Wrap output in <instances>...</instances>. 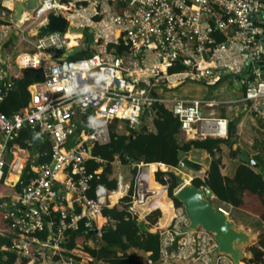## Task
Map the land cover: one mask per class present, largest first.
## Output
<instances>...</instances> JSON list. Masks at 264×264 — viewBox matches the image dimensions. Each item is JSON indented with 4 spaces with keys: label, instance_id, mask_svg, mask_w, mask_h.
<instances>
[{
    "label": "built area",
    "instance_id": "obj_1",
    "mask_svg": "<svg viewBox=\"0 0 264 264\" xmlns=\"http://www.w3.org/2000/svg\"><path fill=\"white\" fill-rule=\"evenodd\" d=\"M22 1L1 0L2 15L8 11L14 14V3ZM119 3L124 5L121 13L116 9ZM263 8V0H41L33 11L23 12L16 23L12 17L3 18L7 24L0 25V34L10 32L9 25L19 29L21 37L31 24L35 29L27 32L25 39L32 53L18 56L12 72L0 67V81L6 79L10 87V80L27 69L42 70L45 77L28 88L30 101L25 114H0V181L7 188L0 195V215L9 225L0 229V236L12 239L11 247L3 249L29 258L27 264H37L39 257L46 264H53L55 257L59 258L56 264H87V258L63 254L60 243L64 234L76 230L83 220L90 228L101 219L103 209H111L128 197L131 186L126 211L139 225L147 226L148 216L159 209L155 200L167 196L166 188L151 187L153 165H133L131 170L136 173L131 174V186L124 185L119 176L116 191L109 193L98 185L94 198H89L91 178L86 175L85 163L92 159L93 147L110 142L112 126L116 131L123 124L128 132L140 127L146 117L151 118L156 103L178 120L183 142L228 136L227 119L204 114L206 108L224 102L160 97L161 92L170 93L187 84L211 86L228 73L244 72L249 64L250 76L242 81V102L264 119V77L260 78L259 69L253 66L264 61V43L260 40ZM50 13L67 21L65 32L36 37ZM88 30L93 36V54L80 59H74L78 55L65 56L58 62L57 58L74 47H81L83 52L90 48L84 35ZM121 44L127 50L117 57L116 48ZM179 65L183 71L170 72ZM25 130L49 140V163L36 164L33 142L26 140L24 147L19 145ZM28 165L30 182L17 191ZM171 171L183 181L180 188L205 177L181 164ZM183 175L188 176L187 181ZM57 204L61 206L53 207ZM171 206L174 217L169 224L161 225L160 220L149 229L160 236V258L145 263L232 264L225 256L215 261L218 247L213 235L202 228L186 232L184 210ZM52 207L61 210L63 218L69 217L60 221L56 234L51 229ZM76 208L79 214L74 213ZM45 232L47 240L41 241L38 236ZM76 257L82 261L76 262Z\"/></svg>",
    "mask_w": 264,
    "mask_h": 264
},
{
    "label": "trees",
    "instance_id": "obj_2",
    "mask_svg": "<svg viewBox=\"0 0 264 264\" xmlns=\"http://www.w3.org/2000/svg\"><path fill=\"white\" fill-rule=\"evenodd\" d=\"M116 9L118 13H121L124 5L119 3ZM3 24L7 23L0 20V25ZM218 41H223V38L218 37ZM126 50L127 48L121 44L116 48L115 55L119 57ZM92 54L93 51L87 47L86 51L74 59L88 58ZM183 70L184 68L179 65L171 69L170 72ZM44 79V72L42 70L27 69L21 71L18 77L10 80V87H8L9 84L6 79L0 81V114L7 117L25 114L30 101L28 88L35 83L43 82ZM153 109L155 111L152 113L150 119L152 120L155 133L147 130L144 124L145 119L142 121L140 127L132 130L128 135L117 134L115 131L116 126H112L110 142L104 146L95 145L93 147L91 150L92 159L85 163L86 175L91 178L89 180L90 191L87 193V197L94 198V190L98 185L104 186L109 193L117 190V182L110 178L112 164L114 163H119L123 167H132L137 164L153 165L152 170L154 169V173L151 187L156 190L166 188L167 197L174 208H182L180 202L174 197L180 188L181 181L171 170L178 168L180 165L177 159L179 151H183L187 155L192 150H199L207 153L209 165L205 177L203 179H194L192 185L211 190L218 202L229 205L237 210H244L250 215L257 217L264 224V180L262 174L252 169L248 164L240 161H237L238 167L233 178H228L221 174V146L225 145L232 149L230 141L232 137L236 139L235 130L238 120L228 123V136L226 139L205 138L179 142L180 125L178 120L160 103L154 104ZM26 140L34 144L36 164L50 162L49 140L41 138L36 132L25 130L18 140L19 145L24 147ZM239 151L241 154L249 157L243 151ZM251 158L264 168V161L261 157L255 156ZM163 168L168 171H164ZM29 170L30 165L26 167L21 182L17 184V191H20L22 186L30 182L31 175H27ZM135 173V170H131L132 175ZM183 178L186 181L188 180L187 175H183ZM6 189L3 180H1L0 195ZM131 195L132 186L130 187L128 197L121 200L118 205L111 209H103L101 219L93 222L90 228L85 226L86 222L83 220L78 223L76 230L67 231L64 234V240L60 243V247L64 251L63 254L69 255V253H74L87 258L89 259L87 264L99 261L104 264H147L127 254L130 249H137L145 254H149L148 259L150 261L157 262L160 258V236L157 232H150L149 229L161 220L162 213L160 210L154 211L147 218L148 225L141 227L137 220L133 219L126 211V204L129 202ZM59 206L61 205L57 204L53 207L57 208ZM53 207L51 209V217L53 218L54 225L51 229L56 234L60 221H68L69 217L63 218L61 210L54 211ZM79 212V209H74L75 214H79ZM7 227L9 225L3 220L2 215H0V229ZM94 236H98L100 241L107 246L119 247L121 252H116L105 247L90 248L88 242ZM38 237L41 241H46L48 236L45 232ZM11 240L10 237L0 236V264H27L29 258L3 249L11 247ZM248 251L251 253V259L246 264H264V235H260L257 243L249 248ZM58 260L59 258L55 257L53 264H56ZM75 260L79 263L82 261V258L76 257ZM37 264H46V262L39 257Z\"/></svg>",
    "mask_w": 264,
    "mask_h": 264
},
{
    "label": "water",
    "instance_id": "obj_3",
    "mask_svg": "<svg viewBox=\"0 0 264 264\" xmlns=\"http://www.w3.org/2000/svg\"><path fill=\"white\" fill-rule=\"evenodd\" d=\"M40 1L41 0H24L22 2H15L14 14L12 16L13 21L16 23L20 20L23 12L33 11ZM260 18L264 20V8L260 14ZM66 27L67 21L62 16H56L55 14L50 13L47 15L46 24L39 28L35 36L41 37L52 32L63 34ZM84 35L87 37L90 49H93V36L91 30L84 32ZM260 40L264 43V33ZM82 52L83 49L81 47H74L68 50L67 54H62L61 57L57 58V61H63L65 56L73 58L76 55L82 54ZM253 66L256 69H259L260 78H263L264 61L254 63ZM251 68L252 65L248 64L244 72L240 74L228 73L211 86H216L224 80H231V82L236 85L237 89L242 90V81L249 78ZM129 132H131V129ZM230 147L232 148V155L235 158L240 162L248 164L255 171L260 172L264 180V168H262V166L253 158L239 153L234 137L231 138ZM177 159L183 167L192 170L198 175H202L201 173L205 171L201 164L192 161L183 151L178 152ZM174 197L182 205L188 220V225L184 228L186 232L196 231L198 228H202L213 235L218 247L214 254L215 261L219 256H225L231 260L232 264H243V261L247 257H251V253L249 251L245 252L243 246L249 245L252 241V236L243 230L237 221L229 219L223 210L216 207L211 202V200L215 199L211 190L198 188L192 184L185 185L178 189Z\"/></svg>",
    "mask_w": 264,
    "mask_h": 264
},
{
    "label": "crops",
    "instance_id": "obj_4",
    "mask_svg": "<svg viewBox=\"0 0 264 264\" xmlns=\"http://www.w3.org/2000/svg\"><path fill=\"white\" fill-rule=\"evenodd\" d=\"M4 67V66H1ZM6 68V67H4ZM14 68V66H13ZM12 68V69H13ZM11 68H7V70L9 72H12L10 70ZM6 70V69H5ZM14 70V69H13ZM227 81V80H225ZM224 81V82H225ZM190 85L192 86L193 84H187V86ZM224 83L219 86L217 89L211 90L209 91L207 87H205V91L208 93L210 92V94L207 95H195L192 90H188L187 86H183L173 92L170 93H165V92H161L159 93L160 97H187V98H199V99H203V100H207L210 102H214V103H219L218 101H220L219 99L215 100L217 98V94H221L223 96L226 97V99L224 98V104H236V103H244L242 102L243 99V91L239 90L236 88V85H234L231 80L230 83H226L225 82V86H223ZM227 87H229V90L227 89ZM188 88L191 89V87L188 86ZM223 104V103H222ZM246 104V103H244ZM221 105V104H219ZM219 105H215L219 106ZM249 105V104H248ZM250 106V109H252V112H247L245 114H243V116H240L237 122V126H236V130H235V136H236V144L238 147V150L243 151L244 153H246L249 157H255V156H259L261 157V155L263 154L264 151V138L263 139H259V137L257 136V130H258V124L256 123V121L254 120V118L260 123H262L261 127L264 128V119L261 118L260 116H258L256 114V112L253 110V108ZM211 107V108H214ZM208 108H206L204 110V112L206 113V110ZM250 114V115H249ZM212 114H209V116L205 117H211ZM238 117V116H237ZM225 119H227L226 117H224ZM228 122L233 121L232 119L229 120L227 119ZM150 121V122H149ZM145 126L147 129H149V132L155 133V129L152 123V120L149 117L145 118ZM149 125V126H148ZM125 128V132L122 131L121 126H119V128L116 129V133L119 135H128L129 132L128 130ZM180 137V134H179ZM179 142H180V138H179ZM222 149V168H221V174L223 176H226L228 178H233V176L235 175L236 169L238 167V162H236L235 159H233L231 156H229V154H227V146L222 145L221 146ZM195 151V153L201 158L202 161H200L202 164L206 167V169H208V165H209V161L207 160L209 157L207 155L206 152L204 151H199V150H193ZM154 167V166H153ZM203 172V171H201ZM203 174V173H201ZM119 176L123 177V184L129 186L130 183L132 182V175H131V169L129 167H123L117 163L112 164V174H111V179L116 180ZM132 185V184H131ZM158 203H156V206H160L159 209L156 210H160L162 215L164 216V221L165 222H169L170 220H172V218L174 217V212H173V208L171 206V204H169L168 202H162L160 199H158ZM168 203V204H167ZM164 204H166V207H171L170 211H165L162 206H164ZM221 205H224L226 207H228V209H230L231 211L234 212H239V210L232 208L229 205H226L224 203H221ZM155 203L153 206H150L147 209V213L146 216L152 211V209H154ZM222 210V209H221ZM264 225V224H263ZM98 241H100V238L98 237ZM99 247H105L108 248L110 250L116 251V252H121L120 248L117 246H107L106 244H104L103 242L100 241ZM97 249V248H95ZM128 255H130L131 257H133L134 259L145 263L148 260L149 254H145L137 249H130L127 252ZM49 260V259H47Z\"/></svg>",
    "mask_w": 264,
    "mask_h": 264
},
{
    "label": "rangeland",
    "instance_id": "obj_5",
    "mask_svg": "<svg viewBox=\"0 0 264 264\" xmlns=\"http://www.w3.org/2000/svg\"><path fill=\"white\" fill-rule=\"evenodd\" d=\"M2 14H3V11L0 10V20H3V18L5 20H9V19L11 20L13 13L8 11L5 13V15H2ZM26 25L29 26L30 23H26ZM9 27H10V32L5 33V35L0 34V65L4 66L6 68H11L10 70H12L14 63L16 62V59L18 56H20L21 54H31L32 53V46L30 44H27L25 39H28L27 35L29 32L32 33V31L35 29V25L31 24L30 27L27 28V30L25 31L24 36H22V37L20 36V34H18L19 29H17L16 27H14L12 25H9ZM77 34L80 36V45L84 46L85 45L84 38H82L81 32H78ZM29 41L33 42L32 39H30V38H29ZM225 82L230 83V80H227ZM225 82H222L221 84H219L217 86H212V87L199 85V84H193L192 86L188 85L189 87H191V89H190V88H188L187 85L186 86H187V89L192 90V92L195 95H201L202 96V95L210 94V92L207 93L204 90L205 87H207L208 90L209 89L214 90V89H217L219 86H221L223 83H224L223 86H225ZM227 89L229 90V87H227ZM211 90H209V91H211ZM224 98L226 99L225 96L218 93L217 98L215 100L219 99L220 101H218V102H221V101L224 102ZM249 105L244 104V103H236V104H231V105L221 104V105L216 106L214 108H208L206 110V113H204V114L206 116H209V114H212V116L215 118L226 117L229 120H231V119L237 120V119H239L240 116H243V114H245L246 111L252 112V109H250ZM254 120L258 124L257 125L258 126L257 136L259 137V139H263L264 138V128L261 127L262 123H260V121L258 122L255 118H254ZM120 126L122 128V131L125 132L124 125L121 124ZM147 128H149V127H147ZM147 130H149V129H147ZM179 138H180V142H183V140H184L183 135ZM235 141H236V139H235ZM227 148H228L227 154H229V156H231L233 159H235L236 162L237 161L239 162V160L237 158H234V156L232 155V149H230L228 146H227ZM239 153H240V151H239ZM187 156L194 162L201 163L200 161H202L201 158L193 150L191 152H189L187 154ZM261 158L264 161V151H263V154L261 155ZM207 160L209 161V158ZM202 166L205 170L204 172L206 173V171H207L206 167L204 165H202ZM129 168L131 169V167H129ZM204 172L201 176L205 175ZM181 182L183 184V181H181ZM131 184H132V182L130 183L129 186H131ZM160 197H161V195H160ZM150 201H152V200L150 199L148 203H150ZM155 202L156 203L159 202L158 198H157V200H155ZM211 202L216 207L222 209L227 214L229 219H231L233 221H237L238 224L240 225V227L252 236V241L249 243V245L243 246V249L245 250V252H248V249L257 243L258 237L260 235H264V225L260 222V220L257 217L250 215L249 213H247L244 210H239V212L231 211L230 209H228V207L221 205L220 202H218L216 199L211 200ZM159 207L160 206H158V208ZM175 210H178V209H175ZM181 210H183V208ZM160 222H161V225L167 226L170 221L165 222L164 216L162 215ZM140 226L142 227L143 224H140ZM98 243H100V241H98V236H94V238L88 242V246L90 248H100ZM250 259H251V257H247L243 261V264H246Z\"/></svg>",
    "mask_w": 264,
    "mask_h": 264
},
{
    "label": "bare ground",
    "instance_id": "obj_6",
    "mask_svg": "<svg viewBox=\"0 0 264 264\" xmlns=\"http://www.w3.org/2000/svg\"><path fill=\"white\" fill-rule=\"evenodd\" d=\"M158 199H160L162 202H168L169 204H171V201H170V199L166 196V195H162L161 197H158ZM167 203V204H168ZM166 204H164V206H162V208L166 211H170L171 210V207H170V205H169V207H166L165 206Z\"/></svg>",
    "mask_w": 264,
    "mask_h": 264
}]
</instances>
